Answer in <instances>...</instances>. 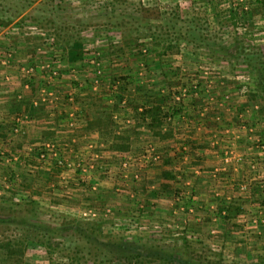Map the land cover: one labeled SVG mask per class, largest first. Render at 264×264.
Returning <instances> with one entry per match:
<instances>
[{
	"label": "rangeland",
	"instance_id": "374dc122",
	"mask_svg": "<svg viewBox=\"0 0 264 264\" xmlns=\"http://www.w3.org/2000/svg\"><path fill=\"white\" fill-rule=\"evenodd\" d=\"M260 2L264 0H0V89L13 87L16 83L18 93H14L11 100L15 102L13 97H16L21 101L26 96L29 102L37 103L34 107H39V100L43 99L44 113L49 115L45 120L54 130L51 137L26 143L20 125L28 118L14 116L18 132L15 133L17 128L12 125L0 139V219L14 220L12 224L0 225V245L6 247L5 250L0 247V264H120L115 260L104 262L101 254L94 259L92 251L88 254L90 245L73 236L71 230L62 228L72 219L100 225L102 239L109 236L141 241L171 250L179 257L191 252L193 258L204 255L205 260L212 261L219 258L215 254L220 253L224 264H256L264 258V96L250 101L253 78L243 69L233 70L232 67L241 62L232 47L236 39L245 44L264 46V5ZM240 5L247 12L250 9L256 12L249 19L242 17L235 29L220 28L223 13ZM140 8L168 12L176 9L179 14V20L171 30L178 48L175 54L167 56L168 64H164V67H178V78L170 88L168 85L172 81L169 80L165 89L174 93L172 99L175 102L186 107L182 115L166 118L162 131L170 130L168 140L173 143H183L178 147V154L183 156L186 152L185 157L195 146L180 139L190 136L192 141L203 129V152L206 157L216 159V164L205 176L222 183L230 169L238 175L231 187L234 197L232 191L224 194L217 187L211 188L206 209L208 218L203 217L201 226H191L186 234V230L167 227V221L160 219L158 209L151 207L148 210L152 203L139 199L146 194L140 187L149 184L143 173L160 168L164 163L159 145L153 143L149 130L143 125L138 127V133L131 140L136 138L139 142L131 143L130 140L129 150L120 154L109 152L108 143L83 123L81 110L84 105L80 101L86 93H77V89L85 86L108 106L113 105L119 90L124 87L126 91L120 108L114 111L112 120L117 132L137 123L130 107L135 103L133 88L142 82L149 87L155 82L152 78H158V73L154 75L152 66L147 69L145 62H140L135 75L149 76V80L135 82V75L129 71L135 69L131 57L124 56L105 68L99 52L108 46L121 45L118 37H114L115 31L120 32L113 27L114 23L121 19H140L145 14L138 11ZM145 15L152 25L158 23L152 20L154 14ZM107 18H110L109 22ZM190 27L207 28L202 34L207 38L218 37L233 58L221 57L215 46L208 52L196 44L180 41L179 34H188ZM69 35L82 41L83 61L80 63L69 64L65 59ZM139 43L141 54L151 55V40L142 38ZM16 51H22V59L16 58ZM127 59L129 63H125ZM52 72L56 74L52 75ZM200 92L204 96L201 102L192 105L191 100H198ZM187 112L188 116L184 117ZM184 123L191 128L185 130ZM155 141L162 140L156 138ZM46 144L53 151L45 149ZM150 147L159 159L145 162L146 150ZM41 153L45 154V161L40 158ZM55 159H58V172L53 169ZM123 163L127 164L125 168ZM241 169L242 174L246 171L247 174L242 175ZM50 171V179L43 180L41 174ZM175 175L180 179L179 174ZM190 180L186 187L177 186L173 201L184 204L183 192L190 199L187 203L196 201L192 199L195 194ZM253 188L258 189V193L253 194ZM157 195L163 198L160 191ZM232 198L241 199V208L230 222L225 223L223 218L227 213H218V205L229 203ZM127 202H133L135 206L118 210L117 204ZM32 203L37 205L34 212L27 210ZM190 205L186 204L188 210L185 212L192 216L196 210L193 204ZM149 214L152 217L148 218ZM32 224L56 233L49 241L52 249L46 250L45 246L30 240L20 255L15 249ZM225 230L230 231V236L223 240ZM173 233L178 234L172 236ZM40 235L35 234L33 238L39 239ZM182 240L188 243V249H184ZM8 248L11 251L9 258Z\"/></svg>",
	"mask_w": 264,
	"mask_h": 264
},
{
	"label": "trees",
	"instance_id": "16d2710c",
	"mask_svg": "<svg viewBox=\"0 0 264 264\" xmlns=\"http://www.w3.org/2000/svg\"><path fill=\"white\" fill-rule=\"evenodd\" d=\"M261 3L264 5V2H260V5H262ZM138 11L145 14H154L152 20H155L158 23L152 25L151 19H149V17L145 14L137 20H118V22L114 23L113 27L119 29L120 32L115 31L114 37H118L121 45L108 46L101 49V53L99 52V59L105 68L109 67L112 62H117L120 59L122 60L124 56H129L131 57V62L135 65L134 70H129L130 74H136L137 64L140 62H145L147 69L152 66L153 74L158 73V78L154 76L152 79L155 82H152L149 87H146V85L142 82L141 84H135L133 88V101L135 103L133 102L134 104L130 107L133 112L132 117L137 123L134 124L132 128L117 132V128L112 120L114 111L120 108V102L122 101V97L124 95L123 92L126 91L124 87L119 90L112 106L106 105L103 99H99L96 95L88 92L89 88H86V86L84 88L77 89V93H86L83 100L80 101V104L88 105L91 108V114H89V116L86 114L87 118H85L84 121L86 128L94 130L103 142L108 143L106 144L107 150L113 153L121 154L127 152L129 150L131 138L138 133L136 132V129L142 125L144 128L149 130L152 137L159 140L167 139L170 137V130L164 129V131H162L163 126H165L164 120H166V118L169 119V117L175 118L180 114L182 115L184 108L186 107V105L175 102V100L172 99L174 93L171 94L170 90L165 89L167 84L170 83L169 80L172 81L171 84L168 85L170 88L171 85L176 83V78H178L177 74L179 68L171 66L164 67V64H168L166 62L167 56L175 54L178 48V45L176 44L177 42H173L171 30L173 29L175 23L179 20V14H176V9L168 12L166 10H158V8H146V10H141L140 8ZM253 12H256L255 9H250L249 12L243 10V5H240L237 9L230 8L223 13V19L220 20L219 27H231L235 29L237 22L240 21L242 17L249 19L253 15ZM107 19L109 22L110 18ZM140 24H142V29L139 28ZM206 30L207 28L190 27L188 28V34H179V40L185 41L188 45L196 44L197 47H201L204 50L207 49L208 52H210L209 48L215 46L217 51L222 54L221 57H226L227 59L233 58L229 52V48L222 45L218 37L207 38L206 35L202 34V32H206ZM142 38H148L151 40L152 43L150 44V53L152 56L149 54L148 56L141 54V50L138 47L140 45L139 41ZM66 42L68 43V48L65 52L66 61L69 64L82 62V41L75 38L74 35H69L67 36ZM232 47L234 49L235 56L241 59L240 63L232 66L233 70L235 68H239L240 70L243 69L242 71H245L253 78L254 89L249 93V100L256 101L260 97L264 96V46L245 44L243 43V40L239 42L236 39ZM143 57L145 58L143 59ZM125 63H129V59H127V62L125 61ZM229 63H231V61ZM126 73L129 74L128 71ZM144 74L149 75L150 73L145 72ZM137 80H149V76L138 77L135 75L133 81L137 82ZM198 87L199 83L197 85L195 84L194 89L196 90ZM203 97L204 96L200 92L199 99H192L191 104H199L201 102L200 99ZM169 102H172L173 104L167 105ZM40 105L42 104L39 103V107ZM34 108L31 110V113L36 111ZM39 111H41V109H39ZM187 116L188 112L184 114V117ZM3 135H0V139L4 138ZM48 135L49 132L45 133L42 137L45 138ZM191 145L192 143L190 142L189 146ZM56 160L57 162H55ZM53 161V169L55 172H58V159ZM53 169L51 168L50 170L53 171ZM51 171L44 175L41 174V176H43V180L48 181L50 179ZM252 192L253 194L258 193V189L254 190L253 188ZM241 202V199L236 198L229 203H219L217 212L226 211L227 213V216L223 218L225 223L230 222L231 218H234V216L239 213ZM30 205L31 206H28L27 210L34 212L37 205L33 203ZM13 221V218L0 219V225L12 224L14 223ZM65 223L66 224L62 225V228L71 230L72 234H74L73 236L79 238L88 246L90 245L88 254L92 251L91 253L94 259L98 258L99 254H101L104 262H111L115 260L120 264H224L221 260L220 253L215 254V256L219 258L212 261L205 260L204 255H199L193 258L194 255L191 252H187V255L184 257H179L178 255L173 254L171 250L148 245L142 243L141 241L132 242L124 240L123 238L109 236H104L105 238L102 239V237L100 238L101 226L98 224L88 223L76 219H72ZM27 228L29 229L24 232L23 237L20 238L19 246L15 249L18 254H23V247L25 248L26 243L30 240L36 241L35 243H39L42 247L45 246L46 250L52 249V247L49 246V241H51V238L56 236L55 232L48 229H42V227H38V225L34 224L30 225V227L28 226ZM229 232V230H225V238H222L223 240H226L227 237L229 238ZM35 234H41L39 239L33 238ZM182 242L185 245L184 249L185 247L188 249V243L185 240H182ZM0 247L4 250L6 249L3 245H0ZM75 249L78 251L79 248L76 246ZM7 250L8 257V255L10 256L11 251H9V248ZM259 260L260 261L256 264H264V258H260Z\"/></svg>",
	"mask_w": 264,
	"mask_h": 264
},
{
	"label": "crops",
	"instance_id": "0c3cea01",
	"mask_svg": "<svg viewBox=\"0 0 264 264\" xmlns=\"http://www.w3.org/2000/svg\"><path fill=\"white\" fill-rule=\"evenodd\" d=\"M14 54L16 55V58L21 57L22 59V51H16ZM12 86L13 87L6 88L4 90L0 89V135H5V130L11 129L12 125L17 126V124H15L13 120L14 116L22 115L24 119L28 118V120L22 121L20 125L23 130V137L25 138L26 143L39 141V139L42 138L44 139V137L42 136L47 132H49V135L46 137H51L54 133V130H52V126H49V122L45 120V117L48 118L49 115L44 113V106L40 105V107L34 108L31 103L32 101L29 102V98H27L26 96H24L23 99H20L21 101H17L16 97H13L15 98V102H13L11 100L12 96L14 93H18V88L16 86V83L12 84ZM38 93L39 92H37L36 96L38 95ZM33 108L36 109V111L31 113V110ZM39 109H41V111H39ZM89 109L90 107L88 105H84L81 110L84 121L85 118H87L86 114H88L89 116ZM45 123L47 124L45 125ZM182 127L185 128V130L191 128L188 123H184ZM199 131V135H197L194 139L192 138V141L189 140L190 136H185V139H180V141H189L192 143V146H195L194 149L191 148L189 150V154L187 153L185 157H183L185 154H183V156L182 154H178V147L182 146L183 143L179 141L173 143L172 140H168V138L162 141H155L156 138L152 137L153 143L157 142V144L159 145V149L162 152L164 158V163L160 168L145 171L143 173V176L146 177V179L149 181V184L146 187H140L141 192H146V194H148H145L144 196L141 195L139 199L146 203H152V205H149L147 209L150 210L151 207H153V209H158L157 212L160 216V219L167 221V227H170V229L172 230L174 228L175 230H186L185 234L187 233V231H189L191 226L193 228H199L201 226V223H203V217H207V203L211 199L210 193L213 189H215V187H217L220 192H223L224 194H228L230 191H232L231 196L234 197V190L231 187H233L234 177L236 176V174L232 173L233 169L232 171L231 169L229 170V176H225L223 180L224 182L222 183H220L219 181L216 182L213 179L209 180L211 176H205L206 172L208 173L209 168H212L216 164V159H214V157H206V153L203 152L205 151V149H203L205 145L204 136L201 135L203 134L204 130L201 129ZM95 135L98 137L96 132ZM135 140L136 138L132 139L131 143L137 144V142H139ZM199 168L201 170H199ZM175 173L179 174L180 179L176 178L177 176L175 175ZM240 173L242 174V169ZM244 174H247V171L244 172ZM162 175H164L163 179L161 178ZM188 179H191L190 183L192 184V193L195 194V197H192V199L194 198L196 199V201L193 202L194 200H191L187 203V201H189L190 199L184 196L185 192L181 191L180 194L183 192L185 203H176L173 200L174 194H176V190L178 189L177 186L186 187V185H188ZM176 180H179V182L176 183ZM104 191H106L107 193V190L104 189ZM159 191L161 192V195L163 197L161 199L157 195ZM102 202L104 206H106V202ZM186 204H189V206H191L190 204L194 205L196 210V213L194 215L190 216L187 212H185V210H188V208H186L188 207L186 206ZM118 205L119 204H117L118 210L135 206L133 202L131 204L127 202L126 204L121 203V205ZM181 206L185 208L183 210L184 212L182 213L179 211V208ZM149 212L156 213L152 211ZM147 217L149 218L152 216L149 214ZM177 234L173 233L172 236H177ZM190 234L192 235V233ZM195 235H198V233Z\"/></svg>",
	"mask_w": 264,
	"mask_h": 264
},
{
	"label": "built area",
	"instance_id": "2783aa9c",
	"mask_svg": "<svg viewBox=\"0 0 264 264\" xmlns=\"http://www.w3.org/2000/svg\"><path fill=\"white\" fill-rule=\"evenodd\" d=\"M3 64L5 63V61L4 62H2ZM52 75L53 74H56L55 72H52L51 73ZM49 77H51V76H49ZM25 88L27 87V86H24ZM51 96V95H50ZM42 101H44L43 99L42 100H39V103H43ZM32 105H34V106H36L37 105V103L36 102H32ZM70 116V115H69ZM17 122V121H16ZM16 128H17V130L15 129V133L16 132H18V127L16 126ZM46 147V148H45ZM53 147V146H52ZM44 148L45 149H47V150H50V151H53L52 149H49L50 147H49V145L48 144H46V145H44ZM40 156V158L42 159V160H44L45 159V154H40L39 155ZM144 159H146L145 160V162H154V161H157L158 159H159V156H158V154L154 151V149L152 148V147H150V149H148V150H146V156L144 157ZM226 160V159H225ZM45 161V160H44ZM126 163H123L122 164V167L123 168H125L126 167ZM179 210L180 211H183L184 210V208L183 207H180L179 208ZM90 213V212H89ZM106 213H107V210H106ZM91 216H95V214H91Z\"/></svg>",
	"mask_w": 264,
	"mask_h": 264
}]
</instances>
